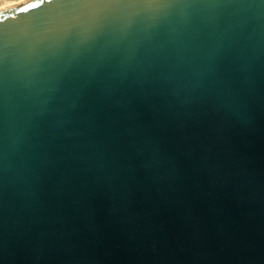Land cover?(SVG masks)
I'll list each match as a JSON object with an SVG mask.
<instances>
[{
	"label": "water",
	"instance_id": "95a60500",
	"mask_svg": "<svg viewBox=\"0 0 264 264\" xmlns=\"http://www.w3.org/2000/svg\"><path fill=\"white\" fill-rule=\"evenodd\" d=\"M0 264H264V0L0 10Z\"/></svg>",
	"mask_w": 264,
	"mask_h": 264
},
{
	"label": "bare ground",
	"instance_id": "6f19581e",
	"mask_svg": "<svg viewBox=\"0 0 264 264\" xmlns=\"http://www.w3.org/2000/svg\"><path fill=\"white\" fill-rule=\"evenodd\" d=\"M26 1H28V0H18L17 2H14V3L12 2V3H9V4H5L4 6H2L0 8V10L6 9V8H9V7H12V6H16V5L24 3Z\"/></svg>",
	"mask_w": 264,
	"mask_h": 264
},
{
	"label": "rangeland",
	"instance_id": "374dc122",
	"mask_svg": "<svg viewBox=\"0 0 264 264\" xmlns=\"http://www.w3.org/2000/svg\"><path fill=\"white\" fill-rule=\"evenodd\" d=\"M18 0H0V8L2 6H4L5 4H9V3H14V2H17Z\"/></svg>",
	"mask_w": 264,
	"mask_h": 264
},
{
	"label": "snow or ice",
	"instance_id": "6c2138e0",
	"mask_svg": "<svg viewBox=\"0 0 264 264\" xmlns=\"http://www.w3.org/2000/svg\"><path fill=\"white\" fill-rule=\"evenodd\" d=\"M39 5H29V7H38ZM21 11H27V9L22 8Z\"/></svg>",
	"mask_w": 264,
	"mask_h": 264
}]
</instances>
